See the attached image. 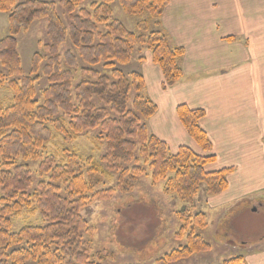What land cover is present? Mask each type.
Instances as JSON below:
<instances>
[{
    "label": "trees",
    "instance_id": "16d2710c",
    "mask_svg": "<svg viewBox=\"0 0 264 264\" xmlns=\"http://www.w3.org/2000/svg\"><path fill=\"white\" fill-rule=\"evenodd\" d=\"M83 1H60L71 19L67 26L54 1L0 0V11L8 14L9 20V32L0 39V88L7 86L12 92L11 102L0 97V264H28L30 260L36 264H103L91 255L83 236L92 228L81 209L90 201L88 193L100 183V178L86 179V166L87 173L94 178L107 171L119 173L117 185L96 191L95 198H110L118 190H129L132 185L125 178L144 173L140 158L149 162L152 181L165 179V192L176 193L182 200L192 199L202 184L206 185L208 196L228 188L230 168L214 171L207 168L216 157L208 153L212 142L200 125L205 110L187 104L177 107L181 123L200 152L182 145L170 153L167 142L151 133L143 122L158 110L156 102L141 93L146 86L145 75L139 72L127 75L116 67L117 63L130 62L134 47L144 44L152 62L162 72L163 87L177 84L184 74L180 58L186 50L172 45L160 26L170 0H119L125 12L157 19L156 27L147 34L132 31L123 21L111 18L115 0L93 1L90 9L82 8L75 14ZM39 18L48 19V43L44 45L48 57L35 52L31 72L24 74L18 50L19 34ZM150 25L146 21L139 24L145 29ZM68 39L77 55L72 50L61 54V45ZM62 59L69 68H63ZM79 59L86 65L80 68L81 72L91 78L78 83L74 95L72 68L79 67ZM101 63L111 74L95 68ZM40 72L50 84L41 93L42 103L37 98ZM96 128L102 130L106 143L101 158L83 159L69 148L47 155L40 162L39 175H48V180L39 181L36 187L30 170L17 163L20 157L25 160L42 157V150L55 137L54 132L71 143L83 132ZM63 188L66 195L61 193ZM33 205L43 215L45 224H27L13 231L12 218ZM206 216L203 211H181L182 226L176 236L182 237L191 228L188 243L166 253L156 263L169 264L209 251L210 243L195 232L196 227L207 225ZM24 241L27 246L10 249ZM223 264H247V261L238 255Z\"/></svg>",
    "mask_w": 264,
    "mask_h": 264
},
{
    "label": "rangeland",
    "instance_id": "374dc122",
    "mask_svg": "<svg viewBox=\"0 0 264 264\" xmlns=\"http://www.w3.org/2000/svg\"><path fill=\"white\" fill-rule=\"evenodd\" d=\"M48 1L56 2L57 12L68 26L71 19L61 7V0ZM93 1L100 0H84L76 7L75 14H78L82 8L90 9ZM112 8L111 18L123 21L132 31L147 34L156 27L155 22L157 19L147 14L133 15L127 13L119 0L112 3ZM145 21L151 24L146 29L144 26H139ZM47 25V18H39L32 23L28 30L19 34L18 50L22 59L24 74H30L35 52L39 51L48 57L44 51V45L48 43ZM100 29L103 31V26ZM8 32V14L0 11V39L5 37ZM60 50L62 55L67 50H72L76 55L78 54L70 39L61 45ZM148 58H151V53L147 46L138 44L134 47L130 62L117 63L116 66L127 75L133 72H139L143 75H145L144 72L147 73L146 86L141 92L144 95H149V92L154 91L152 89L156 88L158 78L161 79L158 68L152 70L153 67L144 62ZM79 62L80 65L77 69L72 68V92L74 95L76 93L74 89L78 83L91 78L90 75L81 72L80 68L86 65L81 59H79ZM62 65L63 68L68 67L64 59H62ZM95 68L100 69L103 73L111 74V70L104 68L103 63L95 66ZM3 71L6 73L4 69ZM40 76L37 83V98L39 103H42L41 93L50 84L48 78L42 72H40ZM0 97L5 98L6 102H11V90L7 86L1 87ZM75 101L77 102L76 99ZM150 118H144L143 122L147 125ZM54 133V139L46 145V149L42 150V157L29 160L21 157L17 159V163L25 165L30 170L34 179V187L37 186L39 181L48 180V175L43 177L39 175L40 162L47 155L59 154L63 149L69 148L83 159L90 156L99 159L106 152L104 134L100 128L83 132L71 143L65 142L62 134ZM169 148L170 153L177 151V148ZM193 148L200 152L199 148ZM138 155L139 152L137 151L136 156ZM139 164L144 169V173L134 178L126 177L124 181L131 184L132 187L127 191L118 190L110 198H95L93 195L96 191L116 186L119 173L107 171V174L97 175V178H94V175L87 173L88 167H84L87 180L93 179L92 181H96L100 178V183L95 185L93 191L88 193L90 201L81 209V214L88 220L89 226L92 228L84 232V241L89 245L90 253L97 261L103 264H157V259L188 243V233L191 228L182 237L176 236L182 226L180 215L184 209L206 213L207 225L196 227L195 232L203 235L210 243L211 249L169 264H223L225 260L238 255L245 257L256 247L261 246V249H264V242L261 243L264 240V204L260 205L258 198H249L248 203L253 204L252 207L246 209L234 207L229 210L230 202L218 204L216 200L208 199L209 194L206 185L202 184L192 199L182 200L176 193L165 192V179H161L156 183L152 181L149 162L140 158ZM129 166L132 167L133 162ZM171 175L170 173L169 176ZM61 193L63 195L67 194L64 188ZM12 221L13 231H18L27 224H45L44 217L36 205L25 208L18 216H14ZM27 245L28 243L24 241L12 246L10 249ZM27 263L36 264L33 260Z\"/></svg>",
    "mask_w": 264,
    "mask_h": 264
},
{
    "label": "crops",
    "instance_id": "0c3cea01",
    "mask_svg": "<svg viewBox=\"0 0 264 264\" xmlns=\"http://www.w3.org/2000/svg\"><path fill=\"white\" fill-rule=\"evenodd\" d=\"M160 26L172 45L186 50L184 74L166 89L160 68L144 60L161 77L148 95L158 105L150 132L172 149L198 148L177 107L204 109L200 125L216 157L207 168L231 169L228 188L208 199L230 202L229 210L252 207L250 197L264 204V0H170ZM256 248L245 256L247 264H264V249Z\"/></svg>",
    "mask_w": 264,
    "mask_h": 264
}]
</instances>
